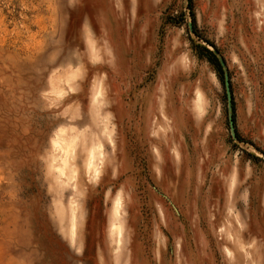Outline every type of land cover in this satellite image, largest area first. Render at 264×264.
<instances>
[{
    "label": "rangeland",
    "instance_id": "obj_1",
    "mask_svg": "<svg viewBox=\"0 0 264 264\" xmlns=\"http://www.w3.org/2000/svg\"><path fill=\"white\" fill-rule=\"evenodd\" d=\"M0 264H264V0H0Z\"/></svg>",
    "mask_w": 264,
    "mask_h": 264
},
{
    "label": "trees",
    "instance_id": "obj_2",
    "mask_svg": "<svg viewBox=\"0 0 264 264\" xmlns=\"http://www.w3.org/2000/svg\"><path fill=\"white\" fill-rule=\"evenodd\" d=\"M207 54H209V56H210V58H211V61H213V63L216 65V67H217V72H218V74H219V76H221L223 73H222V69H221V67H220V65H219V63H218V61H217V59L214 57V55L210 52V51H208V50H206V49H203Z\"/></svg>",
    "mask_w": 264,
    "mask_h": 264
}]
</instances>
